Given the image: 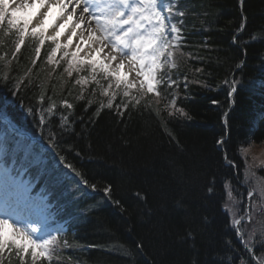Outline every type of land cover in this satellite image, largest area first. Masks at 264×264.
I'll return each mask as SVG.
<instances>
[{
	"label": "trees",
	"instance_id": "obj_1",
	"mask_svg": "<svg viewBox=\"0 0 264 264\" xmlns=\"http://www.w3.org/2000/svg\"><path fill=\"white\" fill-rule=\"evenodd\" d=\"M179 4L186 11L184 54H177L178 67L170 72L179 86L165 94H174L187 116L162 112L157 117L143 104L119 111L104 108L97 115L99 100L106 103V98L97 90L95 97L86 92L84 100H76L75 77L61 79L63 62L49 76L50 45L33 66L34 45L27 40L8 70L9 79H0V118L42 142L29 145L5 128L0 133L5 164L42 184L56 172L63 174V156L89 185H96L94 194L64 197L78 216L74 232L61 237L72 246L40 264H254L222 207L226 184L235 201L245 196L234 178V173L242 178L241 149L252 141L264 145V0ZM13 39L4 38L0 46L8 59ZM28 68L32 72L17 91V80ZM4 71L0 63V76ZM185 76L200 83L185 88ZM233 78L237 91L230 98ZM39 84L44 85L43 104ZM62 98L73 104L67 131L59 123V114L69 112L60 107ZM51 102L57 104L55 117L45 111ZM106 186L110 197L104 194ZM12 264L19 261L13 258Z\"/></svg>",
	"mask_w": 264,
	"mask_h": 264
},
{
	"label": "snow or ice",
	"instance_id": "obj_2",
	"mask_svg": "<svg viewBox=\"0 0 264 264\" xmlns=\"http://www.w3.org/2000/svg\"><path fill=\"white\" fill-rule=\"evenodd\" d=\"M31 9H35V12L28 15ZM54 9L58 11L54 12ZM185 15L186 11L181 9L179 0H18V2L0 0V34H2L0 46H3L4 38L14 37L11 59L7 58V53L0 54V63H3L5 69L0 79L5 81L9 79L8 70L27 40L30 45H34L35 56L31 60L33 66L40 58L42 48L46 44L50 45L46 61L51 66L49 76L63 62L61 79L64 75L69 79L75 77L74 86L79 87L76 100H84L86 92H90L91 96L95 97L97 90L99 97L106 98V103L104 99L99 100L97 115L104 108L116 107L119 111L121 108L128 109L130 106L136 108L143 104L145 109H151L157 117L162 112H167L169 117L177 114L187 116L183 108L177 107L176 96L169 93L168 95L172 96L169 99L165 94L167 89L179 86L170 72L178 67L177 54H184L182 43L185 39L183 19ZM70 24L71 31L62 43L60 37L64 35ZM49 29H52L51 33ZM73 37L78 38V43L75 45V50L69 51ZM252 39L255 40L256 36L253 35ZM57 53L60 54L59 58ZM196 71L200 72L201 69ZM31 72L32 68H28L25 77L17 80L15 86L17 91ZM189 82L200 83L198 80L188 81L185 76V88ZM236 83L238 82L233 78V83L229 85L230 98L237 91ZM38 87L42 89L40 102L43 104L44 85L39 84ZM69 94H71L70 90ZM118 96L121 99L117 105L115 101ZM48 99L51 101L52 98ZM162 102L164 103L161 108ZM92 103V99L87 101L89 106ZM60 107L69 110L67 114H59L60 126L67 131L72 124L73 104L67 98H62ZM45 111L50 117H55L57 104L49 103ZM40 123H45L43 116ZM50 146L54 148L51 143ZM247 151L241 149L245 157ZM253 159L257 158L253 157ZM60 164L80 178V183L86 188L91 187L96 191V185H89L81 172L63 156L60 157ZM245 164L244 183L249 184L250 180L255 183V186L250 185L247 191L250 203L244 215L239 217L232 213L227 203L225 207L232 213L231 223L237 237L248 252H253V237L256 236L257 229L253 226L247 232V239L244 238L243 229L245 222L251 223L256 213L264 217V177L251 171L252 166L248 165L247 159ZM261 164H264V161H261ZM225 187L228 188L227 185ZM211 190L210 188L209 191ZM103 191L105 196L110 197V186H106ZM2 193L0 264H4L6 258L8 264H12L13 258L17 259L19 264H40L42 260L51 261L62 249L72 246L67 239H61L60 230H56L55 234L46 232L35 222L21 215V208H27L34 203L32 186L29 183L9 175L4 181ZM257 193L260 202L251 203L252 197ZM228 196L229 199L233 197L230 189ZM114 203L119 204L118 201ZM236 203L242 201L233 200V204ZM259 223L260 235L264 237V220ZM191 235L192 233L189 232L188 236ZM137 247L141 245L138 244ZM257 264H264V259L257 258Z\"/></svg>",
	"mask_w": 264,
	"mask_h": 264
},
{
	"label": "rangeland",
	"instance_id": "obj_3",
	"mask_svg": "<svg viewBox=\"0 0 264 264\" xmlns=\"http://www.w3.org/2000/svg\"><path fill=\"white\" fill-rule=\"evenodd\" d=\"M243 149L248 150L246 157H248V159H247L248 165L252 166L251 171H255L258 176L264 177V164H261V161H264V145H252L251 144V147L246 146V147H243ZM241 155L243 158H246L242 154V152H241ZM253 157H256L257 159L254 160ZM245 167H246V164H245ZM244 172H245V170H244ZM244 177H245V173H244ZM250 185L254 187L255 186L254 181L250 180L247 187L249 188ZM246 200H248L247 193H246ZM259 202L260 201H259L258 193L254 194V200L252 201V203L258 204ZM224 210H226V208H224ZM231 210H232V213L234 211L238 210L237 204H233V202H231ZM232 213L229 212V216L231 219H232ZM257 214H259V213L255 214L254 219L251 222V224H252L251 229L253 228V226H255L257 231H259V229L261 227V224L259 223V221L264 220V217L260 216L259 218H257Z\"/></svg>",
	"mask_w": 264,
	"mask_h": 264
},
{
	"label": "bare ground",
	"instance_id": "obj_4",
	"mask_svg": "<svg viewBox=\"0 0 264 264\" xmlns=\"http://www.w3.org/2000/svg\"><path fill=\"white\" fill-rule=\"evenodd\" d=\"M41 11H43V9H41ZM71 28H72V25L70 26V29ZM51 32H52V29H49V33H51ZM78 32H79V30H78ZM3 184L4 183L0 180V198H2V195H3V193H2ZM21 215L22 216H28V215H30V213L21 209Z\"/></svg>",
	"mask_w": 264,
	"mask_h": 264
}]
</instances>
